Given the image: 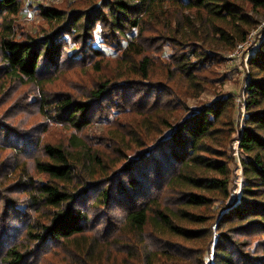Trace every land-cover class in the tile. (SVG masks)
I'll list each match as a JSON object with an SVG mask.
<instances>
[{"label":"trees","instance_id":"trees-1","mask_svg":"<svg viewBox=\"0 0 264 264\" xmlns=\"http://www.w3.org/2000/svg\"><path fill=\"white\" fill-rule=\"evenodd\" d=\"M89 3L87 9L65 15L39 5L41 16L54 25L52 31L20 40L12 29L22 0H0V28L6 32L0 37L1 80L41 84L35 101L39 113L47 123L71 131L68 143L51 142L0 123L2 149L17 159L9 173L16 175L12 183L0 176V264H41L42 255L57 248L69 264H264V38L249 59L248 118L242 129L235 124L221 128L229 119L219 102L178 121L170 119L157 110L162 104L158 97L149 105L150 94L144 104L132 95L129 81L136 76L150 83L154 65L147 51L152 40L169 39L165 41L183 48L203 43L202 34L213 32L232 46L245 42L255 24L250 12L264 9V0ZM170 8L182 17L168 16ZM150 25L162 26L156 37L147 35ZM98 40L121 56L119 83L100 81L83 99L44 88L49 83L45 75L65 64L105 59ZM69 44L76 47L68 53ZM199 54L192 48L176 58L181 77L196 79L201 67L190 60ZM93 67L101 70L99 63ZM134 104L145 110L137 112L132 127L108 136L105 145L114 150L112 156L102 143L83 136L93 123H107ZM231 141L239 143L238 157ZM133 145L140 151L129 157L126 150ZM123 155L126 161L119 165ZM30 159L42 179L31 173ZM239 160L240 199L232 189V166ZM187 244L205 250L195 255ZM212 246L213 260L204 257Z\"/></svg>","mask_w":264,"mask_h":264},{"label":"rangeland","instance_id":"rangeland-1","mask_svg":"<svg viewBox=\"0 0 264 264\" xmlns=\"http://www.w3.org/2000/svg\"><path fill=\"white\" fill-rule=\"evenodd\" d=\"M89 2L90 0H22V10L16 19L15 17L13 18L17 25L12 31L16 39L20 40L26 37L43 38L52 31L54 25L47 22L41 16L38 10L39 5L52 6L62 10L65 15L71 11H83V9H87L90 4ZM167 11L168 16L182 17V15L172 8ZM250 15L255 24L251 27L246 41L237 43L235 46L215 38L213 32L212 34H202L201 37H203L202 42L204 44L185 45L183 48L180 46L175 48L172 43L165 41H170L169 39H165L163 42L152 40L149 51H147L148 57H150L154 65L151 81L150 83L142 82V79L131 76L129 80L133 84L131 94H137L140 97L138 100L143 104L147 95L150 94L152 100H148L149 105L158 97V101H162V104L157 110L165 111L161 113L167 117L170 116V119L173 116V119L176 121L189 112L192 113L206 105H213L219 102L227 109L226 113L229 119V124L227 123V125H223L221 128H226L228 125L230 128H233V124H235L237 129H242L243 122L248 118L246 111V87L251 75L249 59L254 55L264 38V9L259 8L257 12H250ZM186 16H191L192 20L196 17V15H190L189 13ZM230 28V26H225L227 30ZM96 30H100L99 26ZM160 30H162V26L154 28L150 25L147 35L149 37H156L155 31ZM4 33L6 32L0 28V37L5 35ZM74 47L76 46L69 44L66 47V51L69 53ZM96 47H99L107 54L105 59L103 58L104 60L96 62L97 59H93L91 63L65 64L55 72L53 70L49 74L46 73L44 81H49V83L44 88L49 92L67 93L78 99H83L84 95L100 81L111 80L114 83H119V79L123 74L121 72L120 54L102 45L100 40L97 41ZM192 48L201 53L198 58L190 60L191 63L200 65L201 67V70L196 75V79L181 77L179 72H177L178 65L176 64V58L180 57L184 52L190 53ZM201 58L204 59L199 60ZM95 63H99L101 67L99 72H96L93 67ZM1 65L2 60L0 56V67ZM172 76L174 80L169 79ZM1 79L0 74V123L4 122L8 126L18 130V132H24L26 135L29 133L33 134L37 140L41 139L42 136V138L51 142H67L71 131L64 126L62 127L50 122L47 123V120L41 116L37 109L35 101L40 99L43 88L41 84L22 85L11 79ZM143 110H145L143 106L134 104L131 110H126V113L123 112L119 113L120 115L112 116L107 123H93L83 133V136L89 138L90 142L97 143L96 145L102 143L103 151L107 154L110 153L112 156L114 150L109 149L105 145V143L110 142L108 136L115 135L116 132L123 130L122 128L125 125L132 127L131 123H134L138 117L137 112ZM46 124L48 125L45 130L46 132L40 135L45 129ZM112 128L117 129L112 130ZM232 136L234 137V135ZM230 144H232V149L236 151L234 155L238 157L239 143L236 141L232 143L231 141ZM216 145L213 147H216ZM138 151L140 150L133 145L131 149L126 150V155L132 157L137 155ZM31 157L32 159H37V156ZM14 159H16V154L10 150H3L0 144V176H7L6 178L11 180L7 185H10L14 177H16V175L12 176V174H9L10 169L16 164ZM32 159H30L31 173L35 178L42 179L41 175L34 172ZM124 161H126V158L123 155L118 159L119 165ZM232 168L234 170L232 189L237 198L240 199L243 188V171L240 160ZM102 232L103 229L99 233ZM171 241L174 243L179 241L181 243L180 240L176 239H171ZM171 241L169 243H172ZM213 244L215 245V243ZM188 247L191 249L189 251L195 255H200L199 252L205 250L198 245L187 244L186 249ZM204 257H209L211 260L214 259V246L211 247L208 254L205 252ZM114 263L113 261H109V264ZM41 264H69V257L66 256L62 249H52L45 255H42Z\"/></svg>","mask_w":264,"mask_h":264},{"label":"built area","instance_id":"built-area-1","mask_svg":"<svg viewBox=\"0 0 264 264\" xmlns=\"http://www.w3.org/2000/svg\"><path fill=\"white\" fill-rule=\"evenodd\" d=\"M242 47V46H241ZM244 47V46H243Z\"/></svg>","mask_w":264,"mask_h":264}]
</instances>
